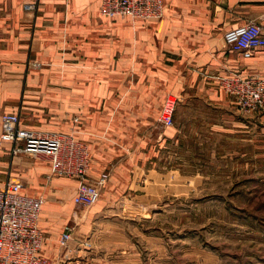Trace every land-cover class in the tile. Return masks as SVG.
I'll use <instances>...</instances> for the list:
<instances>
[{
    "label": "crops",
    "instance_id": "crops-1",
    "mask_svg": "<svg viewBox=\"0 0 264 264\" xmlns=\"http://www.w3.org/2000/svg\"><path fill=\"white\" fill-rule=\"evenodd\" d=\"M32 2L0 0V122L16 114L24 129L85 143L89 179L111 170L104 200L118 195L109 188L113 180L125 186L185 138L182 131L199 137L201 104L218 113L209 133L231 142L241 131L243 141L257 134L264 142V107L242 110L221 87L234 74L264 78V47L244 58L223 40L250 21L264 32V0H163L162 17L150 20L104 17L100 0H37L35 11L25 10ZM170 94L179 101L173 125L164 127L158 117ZM11 148L0 144V187L19 181L22 194L46 199L38 226L41 253L51 259L65 228L73 227L62 224L60 213L74 206L76 181L47 178L48 160L12 155Z\"/></svg>",
    "mask_w": 264,
    "mask_h": 264
},
{
    "label": "rangeland",
    "instance_id": "rangeland-1",
    "mask_svg": "<svg viewBox=\"0 0 264 264\" xmlns=\"http://www.w3.org/2000/svg\"><path fill=\"white\" fill-rule=\"evenodd\" d=\"M197 108L198 141L182 131L125 186L113 180L116 198L60 213L74 229L54 264H264V142H225L207 131L218 113Z\"/></svg>",
    "mask_w": 264,
    "mask_h": 264
},
{
    "label": "built area",
    "instance_id": "built-area-1",
    "mask_svg": "<svg viewBox=\"0 0 264 264\" xmlns=\"http://www.w3.org/2000/svg\"><path fill=\"white\" fill-rule=\"evenodd\" d=\"M35 1L24 4V9L35 11ZM99 13L107 18L160 19L163 0H100ZM223 40L229 49L249 58L255 50L264 47V32L260 25L250 21L227 30ZM221 87L242 110L255 111L264 107L263 77L234 74L223 78ZM178 101L172 94L165 98L159 124L164 127L173 125ZM1 126L0 144L10 142L12 155L25 154L33 159L48 160L50 173L47 178L64 176L75 179L74 206L90 207L99 200L109 172L100 173L94 181L89 179L90 155L85 143L77 141L71 134L24 129L16 114H3ZM22 187V183L14 180H8L0 187V264H54L41 253L44 237L38 219L45 198L22 194ZM72 231L71 226L65 228L60 246H67Z\"/></svg>",
    "mask_w": 264,
    "mask_h": 264
}]
</instances>
